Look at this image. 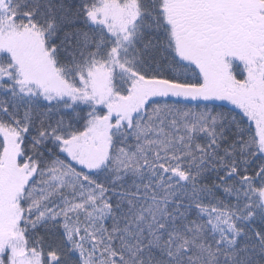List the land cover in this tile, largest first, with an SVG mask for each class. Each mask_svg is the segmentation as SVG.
<instances>
[{"label":"snow or ice","instance_id":"1","mask_svg":"<svg viewBox=\"0 0 264 264\" xmlns=\"http://www.w3.org/2000/svg\"><path fill=\"white\" fill-rule=\"evenodd\" d=\"M0 264H264V0H0Z\"/></svg>","mask_w":264,"mask_h":264}]
</instances>
